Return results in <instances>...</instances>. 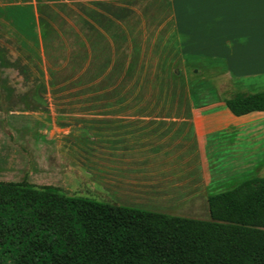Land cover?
<instances>
[{"label":"rangeland","instance_id":"obj_1","mask_svg":"<svg viewBox=\"0 0 264 264\" xmlns=\"http://www.w3.org/2000/svg\"><path fill=\"white\" fill-rule=\"evenodd\" d=\"M234 91L264 72L184 50L169 0H0V180L208 219L209 193L264 176L257 119L234 127L262 139L249 173L215 152Z\"/></svg>","mask_w":264,"mask_h":264},{"label":"trees","instance_id":"obj_2","mask_svg":"<svg viewBox=\"0 0 264 264\" xmlns=\"http://www.w3.org/2000/svg\"><path fill=\"white\" fill-rule=\"evenodd\" d=\"M219 98L235 116L264 112V91ZM206 200L200 219L0 180V264H264V176Z\"/></svg>","mask_w":264,"mask_h":264},{"label":"crops","instance_id":"obj_3","mask_svg":"<svg viewBox=\"0 0 264 264\" xmlns=\"http://www.w3.org/2000/svg\"><path fill=\"white\" fill-rule=\"evenodd\" d=\"M169 3L184 50L222 56L228 63V71L238 76L264 72V0H169ZM227 114L231 117L230 123L218 122L215 152L219 158L224 155L231 160L239 158L231 165L236 170L240 168L242 174L249 173L254 153L251 145L256 146V141L260 151L262 139L253 134L239 136L234 127L244 117L257 119L254 124L264 127V112ZM194 133L196 147L202 149L196 124Z\"/></svg>","mask_w":264,"mask_h":264}]
</instances>
